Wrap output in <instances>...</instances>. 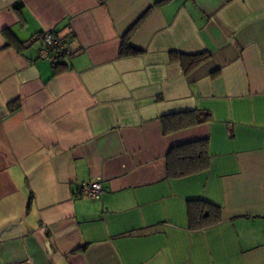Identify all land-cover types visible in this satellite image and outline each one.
<instances>
[{
    "label": "crops",
    "instance_id": "crops-1",
    "mask_svg": "<svg viewBox=\"0 0 264 264\" xmlns=\"http://www.w3.org/2000/svg\"><path fill=\"white\" fill-rule=\"evenodd\" d=\"M192 110L210 121L163 135ZM199 139L208 169L167 177ZM195 201L221 221L191 229ZM0 264H264V0H0Z\"/></svg>",
    "mask_w": 264,
    "mask_h": 264
},
{
    "label": "trees",
    "instance_id": "trees-1",
    "mask_svg": "<svg viewBox=\"0 0 264 264\" xmlns=\"http://www.w3.org/2000/svg\"><path fill=\"white\" fill-rule=\"evenodd\" d=\"M20 3L17 2L13 8L18 11ZM136 25V24H135ZM133 26L122 38L119 55L137 54L139 51L128 46L130 32L136 27ZM56 37L54 31H50ZM7 39L5 46L20 47L22 42L16 39L10 29L1 31ZM39 36V35H38ZM42 34L39 36L41 37ZM66 42L65 39L59 38ZM55 71L62 69L63 63L60 61L63 55H52ZM209 57V53H200L195 55H180L179 61L184 71H189ZM210 121V114L206 111L192 110L174 114H168L160 118V124L163 135H168L176 131L196 126ZM166 175L169 178L177 179L205 171L209 167L208 139H199L182 143L169 148L165 154ZM187 214L189 227L193 230L202 229L221 221V210L219 207L207 202H189L187 204Z\"/></svg>",
    "mask_w": 264,
    "mask_h": 264
},
{
    "label": "built area",
    "instance_id": "built-area-1",
    "mask_svg": "<svg viewBox=\"0 0 264 264\" xmlns=\"http://www.w3.org/2000/svg\"><path fill=\"white\" fill-rule=\"evenodd\" d=\"M43 48L41 54L45 57L51 55L66 54V44L63 40L54 37L50 31H46L42 35ZM104 189L100 181L83 182L77 186L75 195L78 197H87L91 199H99L103 194Z\"/></svg>",
    "mask_w": 264,
    "mask_h": 264
}]
</instances>
